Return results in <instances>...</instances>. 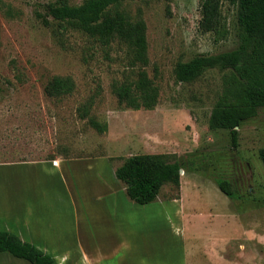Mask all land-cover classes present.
<instances>
[{"label": "rangeland", "instance_id": "obj_1", "mask_svg": "<svg viewBox=\"0 0 264 264\" xmlns=\"http://www.w3.org/2000/svg\"><path fill=\"white\" fill-rule=\"evenodd\" d=\"M56 1L0 0V229L7 223L8 191L14 195L15 185L19 198L25 183L22 166L7 162L22 157L23 150L90 159L91 170L64 169L63 182L75 198L72 174L87 175L78 180L88 183L102 173L111 193L122 195L111 171L128 156L162 154L180 163V184L164 183L154 202L127 208V232L119 247L144 252L143 264H182L184 245L197 257L211 246L233 264H264V167L258 156L264 147V107L237 128L233 147L228 130L211 129L208 123L214 103L229 86L230 71L209 69L190 82H179L174 72L180 61L236 47L235 5L222 2L219 25L212 31L200 26L201 0L120 5L132 19L145 21L149 63L144 69L159 88L153 109L135 110L119 104L112 90L114 83L136 78L140 65L132 48L119 39L103 44L59 24L45 11ZM66 1L78 5L83 0ZM53 76L71 77L72 92L47 95L44 86ZM81 107L87 108L85 117ZM90 117L106 129L98 131ZM221 179L229 181L234 197L219 189ZM40 181L48 198L62 187L58 174ZM0 264L30 263L0 252Z\"/></svg>", "mask_w": 264, "mask_h": 264}, {"label": "trees", "instance_id": "obj_2", "mask_svg": "<svg viewBox=\"0 0 264 264\" xmlns=\"http://www.w3.org/2000/svg\"><path fill=\"white\" fill-rule=\"evenodd\" d=\"M132 0H83L71 5L66 0L49 2L45 11L59 24L79 30L87 36L108 44L119 39L133 50L135 62L140 65L134 80L114 83L112 90L119 104L131 109H153L159 97V88L144 69L148 65L145 21L132 19L120 5ZM224 0H201L200 26L205 31L219 25L221 4ZM236 7L239 26L237 45L234 49L217 54H199L176 64L174 72L179 82H190L206 70L230 71L229 86H225L214 103L210 116L211 129L229 131L231 145L237 146L238 127L264 107V0H229ZM74 82L69 76H53L44 86L49 96H61L72 92ZM1 91V87H0ZM85 117L87 108H79ZM89 123L98 131L106 129L94 118ZM264 167V147L258 150ZM180 163L167 161L162 154H135L128 156L116 167L115 177L125 185L127 196L137 204L153 202L160 187L167 182L180 184ZM219 189L229 197L234 191L226 179L217 181ZM0 252L31 264H54V259L35 245L23 241L7 230H0Z\"/></svg>", "mask_w": 264, "mask_h": 264}, {"label": "crops", "instance_id": "obj_3", "mask_svg": "<svg viewBox=\"0 0 264 264\" xmlns=\"http://www.w3.org/2000/svg\"><path fill=\"white\" fill-rule=\"evenodd\" d=\"M29 154L23 150L22 157L7 162L10 166H22L20 173L25 183L19 198L16 193L20 190L16 191L15 185L14 195L9 197L8 191V203L3 208L7 223L0 230L13 232L21 240L35 245L53 257L54 264L144 263V252L119 247L127 232V208H133L135 202L127 196L125 185L117 181L115 169L111 171L112 178L115 177V189L120 190L122 195L119 192L111 193L113 190L102 173L95 175V178L90 177L89 184L78 180L88 178L87 175L72 174L78 192L76 199L74 191L63 182L64 169L68 166L71 171L79 170V167L91 170L94 165L88 163L90 159L61 153L48 155L41 149L36 156ZM54 160L55 164L52 163ZM48 174H58L62 184L61 189L55 191L56 195L50 198L45 195L47 188L40 181L41 176ZM110 196L112 199L108 200ZM178 200L173 198L172 201ZM181 236L185 243V233ZM205 253L207 256L198 253L197 257L194 250L184 245L182 264H197L198 260L199 264H221V261L222 264H233V261L225 259L220 249L210 246Z\"/></svg>", "mask_w": 264, "mask_h": 264}, {"label": "water", "instance_id": "obj_4", "mask_svg": "<svg viewBox=\"0 0 264 264\" xmlns=\"http://www.w3.org/2000/svg\"><path fill=\"white\" fill-rule=\"evenodd\" d=\"M183 172V170L182 169H179V173H182Z\"/></svg>", "mask_w": 264, "mask_h": 264}, {"label": "built area", "instance_id": "obj_5", "mask_svg": "<svg viewBox=\"0 0 264 264\" xmlns=\"http://www.w3.org/2000/svg\"><path fill=\"white\" fill-rule=\"evenodd\" d=\"M52 163H53V164H55V163H56V161L54 160V161H52Z\"/></svg>", "mask_w": 264, "mask_h": 264}]
</instances>
